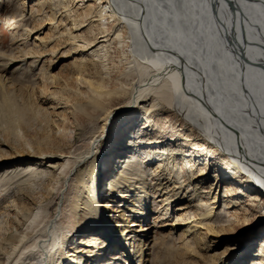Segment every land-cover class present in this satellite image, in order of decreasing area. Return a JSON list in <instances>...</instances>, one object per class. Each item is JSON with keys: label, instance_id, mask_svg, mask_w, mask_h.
<instances>
[{"label": "bare ground", "instance_id": "obj_1", "mask_svg": "<svg viewBox=\"0 0 264 264\" xmlns=\"http://www.w3.org/2000/svg\"><path fill=\"white\" fill-rule=\"evenodd\" d=\"M16 2L34 23L21 22V35L49 32L35 41L50 46L25 54L74 53L75 85H64L74 99L50 113L53 129L32 143L20 127L19 158L0 164L9 166L0 181L48 177L45 193L55 194L52 201L18 188L23 203L2 200L0 264H132L137 232L157 224L204 254L221 222L241 240L237 264H264V0ZM83 120L93 128L84 149L71 152L75 121ZM152 199L164 212L150 213ZM106 207L129 222L123 232ZM102 221L107 230L95 227Z\"/></svg>", "mask_w": 264, "mask_h": 264}, {"label": "rangeland", "instance_id": "obj_2", "mask_svg": "<svg viewBox=\"0 0 264 264\" xmlns=\"http://www.w3.org/2000/svg\"><path fill=\"white\" fill-rule=\"evenodd\" d=\"M25 5L27 6L26 2ZM21 22H24L29 27H33L34 24L31 22V17H29V15H26L25 18L22 16L16 0H0V80L2 79L0 82H3V85L0 83V164L3 162L13 161L17 157L15 154L18 152V146L23 142V140L16 138L17 133L19 130H21V128L23 131H20L19 134L22 132V134H24L25 137L28 138L32 143H34V141L36 142V140L43 136V134L46 135L47 132L49 133V131H51V128L53 129V125H51L53 124V117L50 115V113L54 114L56 112V114H62L64 112L63 103L66 101L71 104L70 102H73L74 99L73 96L71 98L72 94H70V92L65 89L64 85H75L72 79V67L70 66V62L73 61L76 55L72 53L67 56L59 57L60 52L56 53L58 55L54 54L55 56L51 53L49 55L48 52H45L42 54V58H36L32 53L25 54L26 51L30 52L33 50L34 44L43 50L44 46H50L51 44L44 41L40 42V40L35 41L36 37L43 38L49 33L48 27L45 26L39 28L35 35L31 34L26 36L24 34L21 35L23 33L21 30ZM11 58L18 60L17 63L9 65V60ZM45 58L51 60L50 66L46 67L45 74H41L39 69H42L45 66ZM33 60H36L37 63L31 66L30 64ZM53 75H55V79L51 78ZM57 105H60L59 107L63 108L57 107V109H55ZM66 107L67 110L71 108L70 106ZM69 112L70 114L72 113L71 111ZM70 117H74V114H71ZM136 117L137 115L134 116V118ZM16 126H18V128ZM74 128L75 132L73 134V145L74 143L76 145L70 149L71 152H77L78 148L80 150L84 149V143L87 141L86 138L90 134L93 125H89L83 120L82 126H78L77 122L75 121ZM104 148L105 143L103 139L98 145V151L95 157V164L98 169V188L101 187L102 184L100 179L101 171L104 168L103 159L107 157V154L104 153ZM1 156L9 157L1 159ZM39 163L40 162L33 165V167L40 168L41 164ZM7 167L9 166H3V164L2 166L0 165V174H2V171ZM21 167L24 168L27 167V165ZM147 174H149V172L144 174V178H147V183L149 184L151 178ZM37 176L38 175H33L30 177V180L33 181H27L28 183L26 182L25 177L19 179H16L17 177L13 178L14 183L12 180L6 182L0 181V205H2L3 201L7 198L10 200L14 199L15 203L18 205L23 203V199H21L22 197H20V194H23L24 192H16L18 188H24L26 190L29 188L30 190H27V192L29 191L28 196L30 197L50 195L49 200L54 201L55 199H53V196L55 194L53 191L45 193L48 185V177H43L41 182V179H38ZM27 178L29 179V177ZM30 193L31 195H29ZM11 195L13 198H11ZM51 204H53V202ZM160 205L161 204L159 202H155L153 199L150 200V213L157 214L158 211L164 212L165 207H161ZM50 209H52V207H50ZM220 211L221 220H225L224 211ZM105 214H109V218L114 223L117 231L123 232V227L129 226V222L127 220H122L120 216L115 217V215L119 214H111L109 207L105 208ZM170 216L167 218L168 220L166 221V224L173 222V214ZM115 218L116 220L118 219V222L115 221ZM250 218L252 220L249 219L247 224H250L255 219V217ZM98 220L100 221L101 218L98 217ZM149 223H156L153 219V215L152 218L150 217ZM225 224V222H221V225H223L221 227L222 229L219 231L218 228L216 234L208 236L210 239L209 252H203L204 254L198 253L193 249L192 250L194 252L192 250L186 249L184 247L185 243L181 241L178 235L179 232L178 234L176 232L172 235L169 233L167 226H165V230H161L158 224L157 226L153 225V227H151L148 232H137L139 239L137 238L138 240L135 241V245L130 244V246L133 248L132 255L134 253L132 256V264H140L143 260L145 262L146 258H149L148 264H237L240 262L239 257L243 253L244 249H242L240 245H237L236 240L239 242L241 240L236 238L235 233H231L232 230H236L234 229L236 227L233 226L232 229H228L227 226H224ZM19 227L20 229H24V227H26V221L24 219L20 221ZM95 227H98V230L100 231L107 230L108 228L103 221L102 223H97V226L95 225ZM241 235L243 236L244 232H242ZM116 238L118 237L116 236ZM134 240H132V243H134ZM70 242L71 241L68 239L67 243ZM137 242H139L138 245L143 248V252L141 249H136L138 246L136 245ZM232 247H237V249L234 251V255H230L229 257L228 254L230 253V249ZM223 258L225 259L224 263H220Z\"/></svg>", "mask_w": 264, "mask_h": 264}]
</instances>
